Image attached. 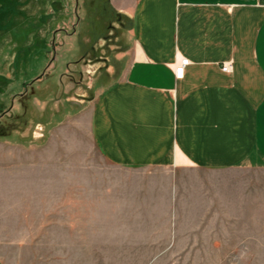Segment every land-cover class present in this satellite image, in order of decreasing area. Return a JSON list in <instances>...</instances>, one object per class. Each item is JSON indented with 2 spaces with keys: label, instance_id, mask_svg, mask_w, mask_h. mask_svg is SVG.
I'll return each mask as SVG.
<instances>
[{
  "label": "crops",
  "instance_id": "crops-1",
  "mask_svg": "<svg viewBox=\"0 0 264 264\" xmlns=\"http://www.w3.org/2000/svg\"><path fill=\"white\" fill-rule=\"evenodd\" d=\"M48 3L50 21L67 7ZM107 4L127 40L98 73L88 104L76 103V113L65 116L86 123L85 136L116 175L109 185L119 197L102 206L117 213L103 221L118 222L120 234L124 222H132L139 238H151L145 252H219L224 226L237 229L236 223L255 220L256 207L264 208V185L250 176L264 171V0ZM93 8L102 11L95 0ZM86 28L94 49L95 24ZM181 59L189 63L177 79ZM224 63L231 64L227 72ZM2 156L10 161L0 170L14 181L15 157L42 153L8 150ZM80 172L89 168L72 170ZM17 173L28 193L32 185L41 189L40 161L28 160ZM78 205L72 197L76 229Z\"/></svg>",
  "mask_w": 264,
  "mask_h": 264
},
{
  "label": "rangeland",
  "instance_id": "rangeland-1",
  "mask_svg": "<svg viewBox=\"0 0 264 264\" xmlns=\"http://www.w3.org/2000/svg\"><path fill=\"white\" fill-rule=\"evenodd\" d=\"M55 1L67 7L50 21L44 0H0V166L10 161L2 156L8 150L42 153L15 157L14 181L0 170V264H264L262 207L254 221L224 226L219 252H145L151 238H139L132 222H124L120 234L118 222L103 221L116 212L102 206L119 197L109 185L116 175L85 136L86 123L65 116L76 113V103L88 104L98 73L127 38L105 9L107 0H95L102 11L93 8L94 0ZM90 23L99 35L94 49ZM28 160L42 165L41 189L32 185L29 193L17 173ZM76 167L89 173L72 174ZM250 176L264 185V171ZM72 197L79 201L77 229L71 227Z\"/></svg>",
  "mask_w": 264,
  "mask_h": 264
},
{
  "label": "built area",
  "instance_id": "built-area-1",
  "mask_svg": "<svg viewBox=\"0 0 264 264\" xmlns=\"http://www.w3.org/2000/svg\"><path fill=\"white\" fill-rule=\"evenodd\" d=\"M189 60L188 59H181L179 64L175 67V76L177 79H180L184 75L185 67L188 65ZM231 69L230 63H224L222 66V70L227 72Z\"/></svg>",
  "mask_w": 264,
  "mask_h": 264
}]
</instances>
